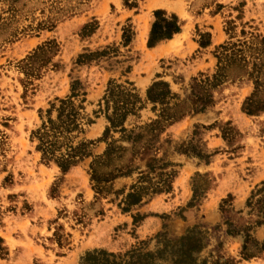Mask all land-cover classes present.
<instances>
[{
  "label": "rangeland",
  "instance_id": "1",
  "mask_svg": "<svg viewBox=\"0 0 264 264\" xmlns=\"http://www.w3.org/2000/svg\"><path fill=\"white\" fill-rule=\"evenodd\" d=\"M156 9L175 13L182 28L167 45L149 51L146 38ZM128 19L135 35L124 48ZM229 20L246 22L264 36V0H142L137 10L122 0H0V264H80L86 251L121 256L135 247L159 253V264H264V236L255 235L264 219L256 206L246 205L264 194V109L250 115L243 109L254 93L252 80L243 67L228 68L203 113L190 93L192 77L214 72V52L227 40ZM206 32L210 45L201 49L196 40ZM50 40L52 46L38 52ZM106 46L136 58L128 78L142 99L156 75L167 81L180 95V119L161 132L148 127L155 118L151 104L128 113L125 131L107 135L108 142L116 140V156L95 165L101 177L96 194L91 157L61 174L40 160L29 134L40 123L38 111L44 114L50 102L67 95L75 77L86 86V110L93 117L107 81L120 78L121 69L105 57L84 65L75 61ZM261 58L255 98L264 105ZM194 91L202 92L196 86ZM97 115L86 132L93 140L107 123ZM227 122L236 133L225 141L221 130ZM105 150L99 142L92 152ZM194 152L210 155L209 162ZM153 157L172 165L151 171L146 164ZM140 176L142 200L124 212L123 197ZM192 189L196 198L190 202ZM136 214L142 218L134 224Z\"/></svg>",
  "mask_w": 264,
  "mask_h": 264
},
{
  "label": "trees",
  "instance_id": "2",
  "mask_svg": "<svg viewBox=\"0 0 264 264\" xmlns=\"http://www.w3.org/2000/svg\"><path fill=\"white\" fill-rule=\"evenodd\" d=\"M140 1L142 0H122V4L127 9L137 10ZM152 15L153 20L146 38L147 49H152L160 43L172 39L181 32L182 28V21L175 13L156 9L152 11ZM239 18L238 16L237 19ZM93 23L97 26L96 21ZM225 33L228 36L227 40L220 44L214 52L216 59L214 72L210 75L199 73L196 77L191 78V96L196 100L198 111L200 113L205 112L214 103L212 91L225 82L226 70L231 66H241L246 69V73L254 85V93L246 98L243 109L249 115L257 113L264 109V105L260 104L255 98L261 85L259 75L262 68L261 57L264 54V36L257 33L256 29L246 22L237 24L234 20L226 22ZM134 35V27L128 19L126 25L122 27L120 45L124 48L127 47ZM199 37L200 39L196 40L199 48L203 49L210 45V34L208 32L200 34ZM53 43L52 40L47 41L37 48L38 52H41L47 46H52ZM101 57L112 60L109 63L111 67L114 65L120 66V78H111L107 81L104 94L98 100V110L93 112V117L86 110V86L80 79L75 77L70 82L67 95L55 98L50 102L44 114H42V110L38 111L40 123L29 134V140L33 143L34 150L39 153L40 160L47 164H55L61 174H66L79 162L91 157L90 175L92 182H94L92 189L96 194L101 189V177L95 176V165L99 161H104L105 158L116 156V140L112 139L108 142V133L111 131L123 133L125 131L123 124L126 115L135 110H140L146 103L152 105L151 112L155 116L148 127L150 130L162 132L163 128L167 126L166 124L171 125L180 119L175 108L181 102L180 95L172 91L167 81L159 79V75H156V80H153L147 87L145 97L142 99L135 91L133 82L128 78L133 67L131 62H135L136 58H130V56L121 53L116 48L106 46L100 50L78 54L75 64H89L92 61H99ZM122 77L123 79H121ZM25 83V80H23L22 84L26 91ZM195 86L200 88L202 92L195 93ZM97 114H102L107 123L102 136L93 140L86 136V132L94 123ZM162 122L165 125L160 126ZM225 126V129L221 130V134L223 140L228 141L236 131L230 126L229 122ZM99 142L106 144V150L101 155H94L92 150ZM194 155L203 160L205 164L209 162L210 155L208 154L194 152ZM154 163L159 164L155 166ZM171 165V162L156 157L150 158L146 164L151 171L164 170ZM143 178V176H140L137 183L131 185L129 191L123 197L122 204L124 206L121 209L122 211L128 212L131 206L141 202L143 190L146 189L141 185ZM7 179L8 177H5L4 181ZM168 188H170V183L167 182L164 186L165 191ZM160 189L162 188H154V190ZM195 198L196 191L192 189L190 202L195 201ZM246 205L250 210L256 206L257 212L264 219V194L257 199L253 196L248 198ZM137 218H142V216L133 215L134 224ZM262 224V220L257 223L258 226ZM260 247L264 252V242L261 243ZM2 249V239L0 238V250ZM159 258V253L157 255L156 252L144 251L140 247L132 248L121 256L103 249H93L84 252L80 257V264H159Z\"/></svg>",
  "mask_w": 264,
  "mask_h": 264
},
{
  "label": "crops",
  "instance_id": "3",
  "mask_svg": "<svg viewBox=\"0 0 264 264\" xmlns=\"http://www.w3.org/2000/svg\"><path fill=\"white\" fill-rule=\"evenodd\" d=\"M171 40V39H170ZM166 41L164 43H160L159 45H157L156 47L152 48V49H148L149 51H155V50H158V49H161L162 46H165L169 43V41ZM262 227H257L256 230H255V235L256 237L258 238H263L264 236V229H261Z\"/></svg>",
  "mask_w": 264,
  "mask_h": 264
}]
</instances>
